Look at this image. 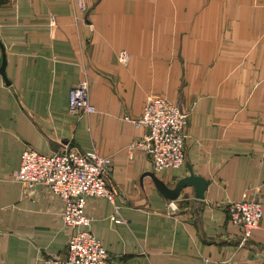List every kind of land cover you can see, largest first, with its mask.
I'll return each instance as SVG.
<instances>
[{
  "label": "crops",
  "instance_id": "obj_1",
  "mask_svg": "<svg viewBox=\"0 0 264 264\" xmlns=\"http://www.w3.org/2000/svg\"><path fill=\"white\" fill-rule=\"evenodd\" d=\"M80 78L96 111L77 117ZM149 95L190 110L180 167L155 171L142 146L129 156ZM26 145L109 156L114 200L84 211L115 264L264 261V0H0V264L64 257L73 232L47 185L14 178ZM189 169L203 198L160 191L155 179L172 188ZM256 186L263 215L245 239L225 203Z\"/></svg>",
  "mask_w": 264,
  "mask_h": 264
},
{
  "label": "built area",
  "instance_id": "obj_2",
  "mask_svg": "<svg viewBox=\"0 0 264 264\" xmlns=\"http://www.w3.org/2000/svg\"><path fill=\"white\" fill-rule=\"evenodd\" d=\"M49 25H55L54 18H50ZM118 59L121 62L128 60L126 50L118 53ZM95 111L89 98L88 82L80 78L69 91V112L81 117ZM189 116L190 110H183L164 96H147L142 115L133 121L146 126L147 133L142 141L134 140L129 144V156H132L135 147L142 146L151 158L155 171L180 167L185 161ZM111 170L109 156L101 155L96 150L82 151L76 146H69L44 154L25 146L14 178L27 186L47 185L63 200L61 217L66 226L73 228L65 256L45 257L44 264H115L100 240L87 229L91 217L84 211L88 197L105 196L114 200L115 188L109 182ZM259 192L260 186H256L243 192L241 198L225 203L230 221L242 226L245 239L259 226L263 215L262 202L257 196ZM168 206L172 212L177 210L172 200ZM115 207L112 218L121 221ZM258 264H264V261Z\"/></svg>",
  "mask_w": 264,
  "mask_h": 264
},
{
  "label": "water",
  "instance_id": "obj_3",
  "mask_svg": "<svg viewBox=\"0 0 264 264\" xmlns=\"http://www.w3.org/2000/svg\"><path fill=\"white\" fill-rule=\"evenodd\" d=\"M158 188L160 191L165 194V196L169 198H177L180 191L186 187L191 186L193 187L195 196L198 198L204 197V191L207 188L208 181L206 178L194 174V172L189 169V174L186 176L181 177L176 183L175 186L170 188L161 180L155 179Z\"/></svg>",
  "mask_w": 264,
  "mask_h": 264
}]
</instances>
